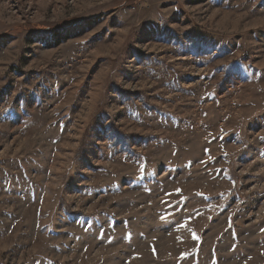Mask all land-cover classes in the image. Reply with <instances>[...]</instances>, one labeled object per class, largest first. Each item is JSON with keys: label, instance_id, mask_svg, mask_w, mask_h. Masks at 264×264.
Listing matches in <instances>:
<instances>
[{"label": "rangeland", "instance_id": "obj_1", "mask_svg": "<svg viewBox=\"0 0 264 264\" xmlns=\"http://www.w3.org/2000/svg\"><path fill=\"white\" fill-rule=\"evenodd\" d=\"M0 264H264V0H0Z\"/></svg>", "mask_w": 264, "mask_h": 264}]
</instances>
